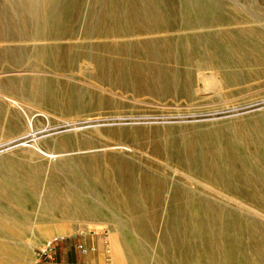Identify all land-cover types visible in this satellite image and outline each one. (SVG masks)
<instances>
[{
  "label": "rangeland",
  "instance_id": "obj_1",
  "mask_svg": "<svg viewBox=\"0 0 264 264\" xmlns=\"http://www.w3.org/2000/svg\"><path fill=\"white\" fill-rule=\"evenodd\" d=\"M4 1L16 2L0 4ZM118 4L124 8L128 3ZM92 7L98 14L101 6ZM157 8L161 16H172L171 29L122 22L120 28H91L72 36L0 41L7 48L57 47L62 59L53 64L47 52L36 65L27 56L18 65L0 64V79L39 73L64 89L62 107L0 91V191L6 197L0 204L28 221L20 234L21 259L27 257L28 264L44 243L33 242L37 214L47 212V225H54L43 196L54 161L27 159L20 152L31 142L43 149L67 135L97 140L92 147L70 148L67 158L129 147L122 152L135 164L136 182L151 172L166 188L157 205L142 207L152 226L148 243L129 229L126 215L114 210L121 224L116 226L118 253L110 250L105 224L80 221L49 241L46 250L56 262L81 264L83 257L97 256L98 264H264V0H172ZM9 122H19L22 129ZM213 146L221 148L223 158H216ZM231 153L245 157L250 168L246 182L231 177L243 168L229 159ZM23 163L40 164L34 188L21 180L28 174ZM82 164L83 183L100 182V173ZM256 181L262 189L252 198L248 186ZM172 184L180 187L181 196L176 197ZM79 199L87 202L84 195ZM169 218L184 236L174 244L161 242ZM207 243L229 257L210 260ZM79 244L93 251L81 254ZM19 259L14 256L6 264H23ZM36 264H48L42 252Z\"/></svg>",
  "mask_w": 264,
  "mask_h": 264
},
{
  "label": "bare ground",
  "instance_id": "obj_2",
  "mask_svg": "<svg viewBox=\"0 0 264 264\" xmlns=\"http://www.w3.org/2000/svg\"><path fill=\"white\" fill-rule=\"evenodd\" d=\"M15 1L14 3H6L4 1L5 3L0 4V41L6 39L14 41L29 37L43 40L47 37L72 36L79 31L91 28L98 30L120 28V23L122 22L134 23V26L136 24L151 23L157 29L169 30L173 20L172 16L168 18L167 16L166 18L161 16L162 11L157 8L158 3H163L167 6L171 5L172 0H125L128 4L124 8L119 6V0ZM96 3L101 6L98 14L96 9L94 10L92 7ZM166 14L172 15L170 9H166ZM47 52L51 53L52 59L50 61L53 64L58 63L60 60L62 61L57 47L36 45L30 49L0 47V64L18 65L27 56L31 57L34 65H36L41 60L42 55ZM0 91L4 94L9 93L12 97L20 100L23 97H28L31 100L39 101L42 106L62 107L61 98L64 89L60 87L59 83L41 77L39 73L23 79L16 77L0 79ZM16 104L18 107L20 106V103ZM1 111L2 106L0 104ZM23 112L25 113L26 111ZM9 123L15 130L22 129L19 122ZM59 127L61 128L62 126ZM32 130L33 124L29 120L28 131ZM24 138L25 136H22L19 140ZM78 140L77 136H62L53 139L43 149L38 147L35 144L36 142H31L27 149L20 152L27 159L45 158L51 162L54 161L43 189V196L52 209L54 225H47L51 224L47 221L49 215L47 212L40 211L37 214L36 222L38 226L36 227V234L33 235V242L43 241L44 243L42 244L43 248L31 258L30 264H36L39 253L49 246L48 243L51 239L61 237L64 229L71 230L72 224L80 221L93 220V222L105 224L110 250L118 253L116 226L118 224V226H121V224L117 217L113 215L114 210H119L126 215V224L135 236L147 243L151 239L152 226L149 225L142 207L146 204L148 205V202L151 205H157L160 202L162 190L166 188V183L162 182L155 173L151 172L142 173L136 182L135 164L130 157L122 152L124 149L130 150L129 147H120L121 149H117L119 152L113 154L99 155L93 153L77 158H67V152L70 148L76 145L92 147L97 141L91 137H81V140ZM262 149H264V145ZM212 150L215 151L216 158H221V156L223 158L221 148L213 146ZM190 157L192 160L195 159V153L191 152ZM228 157L229 159L231 157L232 161L240 162L243 166L239 170L240 172L232 171L231 177L240 183L246 182L250 168L247 167L248 163L245 157L236 156L233 153L229 154ZM260 160L264 164V154L260 156ZM83 161L87 165L86 169L97 170L100 173V182H94L91 186L83 183L81 175L84 171ZM21 165L28 172L26 175L23 174L21 178L23 183L25 185L30 184L33 188L36 187L38 181L37 171L40 168V164L29 165L23 163ZM254 179L252 178V181ZM257 184L256 181V184L251 185V187L248 186L250 192L251 189L252 192L254 190V195L250 193L252 198L260 196V194L255 195L256 192L262 189ZM171 188L174 189L176 197L182 195L179 186L172 184ZM98 192L105 198L103 202L97 199ZM80 195L86 196L87 202L81 201L79 199ZM5 198V193L0 191V201H4ZM196 203L198 207H202L201 201L198 200ZM174 206L175 202L170 204V209L174 208ZM101 211H104V213ZM27 223L26 219H21L16 215L12 207L0 204V264L10 263L14 256H19L20 259L24 256V251L21 250L22 241L20 234L27 226ZM165 231L161 242L168 240L174 244V242L184 238L183 233L179 232V227L174 219H168ZM31 244L32 242L28 243V245ZM207 244L208 253L206 255L210 260L218 258L226 260L229 257L227 252L224 253L223 249L216 245L213 246V243ZM121 258L123 259V257ZM21 260H23V264H28L27 257ZM124 263L121 260L119 264Z\"/></svg>",
  "mask_w": 264,
  "mask_h": 264
},
{
  "label": "built area",
  "instance_id": "obj_3",
  "mask_svg": "<svg viewBox=\"0 0 264 264\" xmlns=\"http://www.w3.org/2000/svg\"><path fill=\"white\" fill-rule=\"evenodd\" d=\"M50 244H51V242H50ZM49 244V245H50ZM49 247V246H48ZM47 247V248H48ZM46 248V249H47ZM77 248H78V250H79V252L81 253V254H87L88 252H90V251H93V249L91 248V247H86V246H84V245H82V244H79L78 246H77ZM46 249H44L43 251H42V255H44V257H45V259L47 260V263L48 264H78V263H70V262H56L55 260H54V258H53V256L51 255V253H50V251L49 250H46Z\"/></svg>",
  "mask_w": 264,
  "mask_h": 264
},
{
  "label": "crops",
  "instance_id": "obj_4",
  "mask_svg": "<svg viewBox=\"0 0 264 264\" xmlns=\"http://www.w3.org/2000/svg\"><path fill=\"white\" fill-rule=\"evenodd\" d=\"M95 244H96V246H99V242L98 241ZM80 262H81V264H98L99 263V259H98L97 256H94L92 259H90L89 257H83L82 259H80Z\"/></svg>",
  "mask_w": 264,
  "mask_h": 264
}]
</instances>
